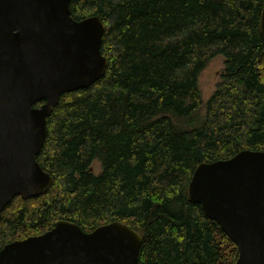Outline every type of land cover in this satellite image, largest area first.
Wrapping results in <instances>:
<instances>
[{
	"label": "trees",
	"instance_id": "trees-1",
	"mask_svg": "<svg viewBox=\"0 0 264 264\" xmlns=\"http://www.w3.org/2000/svg\"><path fill=\"white\" fill-rule=\"evenodd\" d=\"M264 0H72L103 26L104 74L63 93L35 161L52 179L0 213V247L58 220L82 232L116 221L140 239L137 264H232L235 245L187 200L200 163L264 151ZM224 57L202 105L207 61ZM40 102L35 103V105ZM96 161L99 171L91 172Z\"/></svg>",
	"mask_w": 264,
	"mask_h": 264
},
{
	"label": "water",
	"instance_id": "water-1",
	"mask_svg": "<svg viewBox=\"0 0 264 264\" xmlns=\"http://www.w3.org/2000/svg\"><path fill=\"white\" fill-rule=\"evenodd\" d=\"M70 1L0 0V212L15 197L48 190L52 179L35 161L45 118L60 95L104 74L103 26L95 16L71 19ZM258 28L264 44V6ZM186 194L235 245L232 264H264V151L200 163ZM140 242L116 221L86 233L58 220L40 235L3 245L0 264H137Z\"/></svg>",
	"mask_w": 264,
	"mask_h": 264
},
{
	"label": "rangeland",
	"instance_id": "rangeland-1",
	"mask_svg": "<svg viewBox=\"0 0 264 264\" xmlns=\"http://www.w3.org/2000/svg\"><path fill=\"white\" fill-rule=\"evenodd\" d=\"M224 69V57L216 55L207 61L204 69L199 73L197 86L200 92L202 105L211 97L215 91L217 84L221 80V74ZM91 172L96 174L99 167L96 161H93L90 166Z\"/></svg>",
	"mask_w": 264,
	"mask_h": 264
},
{
	"label": "flooded vegetation",
	"instance_id": "flooded-vegetation-1",
	"mask_svg": "<svg viewBox=\"0 0 264 264\" xmlns=\"http://www.w3.org/2000/svg\"><path fill=\"white\" fill-rule=\"evenodd\" d=\"M0 213H1V212H0ZM17 240H20V239H17ZM13 241H14V240H13ZM9 242H11V241H9ZM9 242H6L5 244H7V243H9ZM5 244H3V245H5ZM3 245H2V246H3ZM2 246H1V247H2ZM1 247H0V248H1Z\"/></svg>",
	"mask_w": 264,
	"mask_h": 264
}]
</instances>
